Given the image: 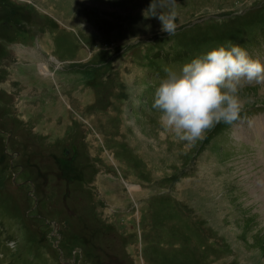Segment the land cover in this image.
Listing matches in <instances>:
<instances>
[{
	"label": "rangeland",
	"instance_id": "rangeland-1",
	"mask_svg": "<svg viewBox=\"0 0 264 264\" xmlns=\"http://www.w3.org/2000/svg\"><path fill=\"white\" fill-rule=\"evenodd\" d=\"M263 1L175 0L169 36L151 0H0V264H264V81L192 146L151 107L218 47L264 64Z\"/></svg>",
	"mask_w": 264,
	"mask_h": 264
},
{
	"label": "clouds",
	"instance_id": "clouds-1",
	"mask_svg": "<svg viewBox=\"0 0 264 264\" xmlns=\"http://www.w3.org/2000/svg\"><path fill=\"white\" fill-rule=\"evenodd\" d=\"M175 0H151L143 15L158 18L161 31L176 32ZM167 77L156 87L152 109L177 141L195 145L220 123L239 119L242 82L264 81V64L250 58L238 45L218 47L182 66L179 73L165 69Z\"/></svg>",
	"mask_w": 264,
	"mask_h": 264
},
{
	"label": "bare ground",
	"instance_id": "bare-ground-1",
	"mask_svg": "<svg viewBox=\"0 0 264 264\" xmlns=\"http://www.w3.org/2000/svg\"><path fill=\"white\" fill-rule=\"evenodd\" d=\"M249 174V173H248ZM243 179V178H242ZM250 179V178H249ZM243 181L245 182V180L243 179ZM253 185V184H252ZM255 187L254 188H252L251 189V187H247L249 190H248V192L249 193H247V194H249L250 195V197H252L251 196V193L253 192V193H255V196L256 195H258V197H259V201L262 203V204H264V180H260V181H255ZM249 200V199H248ZM250 202H252V203H254V204H256V205H258V203H257V201L256 200H249V205H254V204H251ZM248 205V204H247ZM261 208V207H260ZM257 209V208H256ZM256 213H258L259 215H260V217H262V220L261 221H259L260 223H259V226H258V228L260 229H258L259 231H261L262 229H264V215H263V213L261 214V213H259V212H257L256 211ZM256 216V215H255ZM261 224V225H260ZM263 231V230H262Z\"/></svg>",
	"mask_w": 264,
	"mask_h": 264
},
{
	"label": "trees",
	"instance_id": "trees-1",
	"mask_svg": "<svg viewBox=\"0 0 264 264\" xmlns=\"http://www.w3.org/2000/svg\"><path fill=\"white\" fill-rule=\"evenodd\" d=\"M5 3H6V2H5ZM7 4H8V6H11L10 3H7ZM11 7H13V6H11ZM263 25H264V20H263Z\"/></svg>",
	"mask_w": 264,
	"mask_h": 264
}]
</instances>
